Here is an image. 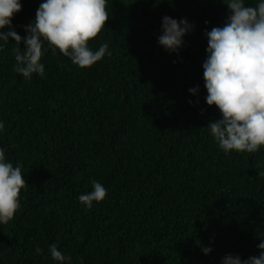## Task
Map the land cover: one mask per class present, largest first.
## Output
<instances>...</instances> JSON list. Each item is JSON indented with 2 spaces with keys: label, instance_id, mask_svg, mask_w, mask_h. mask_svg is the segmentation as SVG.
<instances>
[{
  "label": "trees",
  "instance_id": "obj_1",
  "mask_svg": "<svg viewBox=\"0 0 264 264\" xmlns=\"http://www.w3.org/2000/svg\"><path fill=\"white\" fill-rule=\"evenodd\" d=\"M20 2L11 26L23 38L43 0ZM106 10L88 46L107 43L111 55L88 68L45 43V75L26 80L13 71L15 41H0V148L26 182L20 208L0 224V264H56L50 245L71 264H220L226 254L258 255L264 147L225 154L207 128L221 116L205 102L204 33L225 24L226 5L107 0ZM164 16L193 26L178 53L158 44ZM93 180L107 195L86 210L78 196Z\"/></svg>",
  "mask_w": 264,
  "mask_h": 264
},
{
  "label": "clouds",
  "instance_id": "obj_2",
  "mask_svg": "<svg viewBox=\"0 0 264 264\" xmlns=\"http://www.w3.org/2000/svg\"><path fill=\"white\" fill-rule=\"evenodd\" d=\"M228 14L222 27L206 31V59L202 64L204 88L208 106L215 105L221 118L207 124L210 135L225 154L231 151L255 153L264 147V0L255 6L245 0H222ZM107 0H43L21 37L11 26V18L18 13L20 0H0V41H15L13 71L30 80L33 74L45 75L41 63L44 45L55 54L57 50L69 58L73 65L88 68L111 55L109 45L103 43L98 50H91L88 41L95 38L109 19ZM207 24V22H205ZM193 26L186 20L177 21L164 16L158 44L165 51L178 53L184 45L183 37ZM25 45L21 50L19 44ZM3 45H0L2 49ZM199 86L189 89L196 94ZM191 103V101H189ZM5 130L0 121V132ZM26 185L21 165L6 160L5 149L0 148V224L13 219L20 208L19 194ZM92 190L78 196L86 210L93 202H101L107 189L91 181ZM211 243V242H210ZM258 255L246 259L226 254L220 264H264V239L256 246ZM50 257L56 264H71L55 245L49 246ZM204 255L211 253V246L201 248ZM39 254L41 249L37 248Z\"/></svg>",
  "mask_w": 264,
  "mask_h": 264
}]
</instances>
